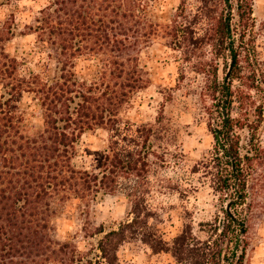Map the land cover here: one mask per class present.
<instances>
[{
	"label": "trees",
	"instance_id": "1",
	"mask_svg": "<svg viewBox=\"0 0 264 264\" xmlns=\"http://www.w3.org/2000/svg\"><path fill=\"white\" fill-rule=\"evenodd\" d=\"M12 1L18 0H0V6ZM179 1L167 35L173 49L184 54L183 61L200 73L211 71L208 93L222 118L209 171L214 190L230 196L222 226L204 239L194 235L189 223L171 241L148 231L154 214L148 196L159 168L168 161L156 130L164 109L161 105L154 123L132 122L128 112L137 108L136 100L152 84L140 63L142 49L159 31L148 13L151 0H45L25 24L27 31L20 30L12 14L0 26V264H121L120 246L138 239L154 254L170 252L177 264H245L240 247L247 233L242 210L252 175L247 165L261 156L254 141L264 115V86L256 84L255 70L248 88L261 94L254 110L257 119L244 125L231 111L234 103H244L233 83L242 75L241 62L250 61L245 33L251 26L252 4ZM190 1L197 3L195 12L188 10ZM223 5L229 7L228 14ZM233 9L239 21L235 28ZM28 34L35 38L31 60L7 52L8 42ZM225 55L231 64L221 80L214 61ZM81 57L97 59L92 79L78 75ZM25 97L39 106L40 127L26 122L27 112L20 105ZM30 127L35 130L30 132ZM245 127L252 134L242 144L236 128ZM101 130L108 133V144L103 153L91 155L85 138ZM119 191L130 202L131 219L109 231L93 228L92 205ZM68 200L77 201L85 236L102 234L89 248L80 247L76 239L61 241L54 236L52 220ZM237 206L242 210L233 213L231 208Z\"/></svg>",
	"mask_w": 264,
	"mask_h": 264
},
{
	"label": "rangeland",
	"instance_id": "2",
	"mask_svg": "<svg viewBox=\"0 0 264 264\" xmlns=\"http://www.w3.org/2000/svg\"><path fill=\"white\" fill-rule=\"evenodd\" d=\"M252 4L253 13L250 20L249 28L245 33V48L250 53L249 62H241L243 72L241 77L234 81L233 87L239 89L242 94L244 103H234L232 107V117L240 119L244 125L250 124L254 119V110L261 102V94L253 89L248 88V84H252L253 70L257 74L256 84L261 83L264 86V5L258 3V0H247ZM32 4L45 3V0H31ZM163 0H151L148 13L150 19L158 24V32L153 37L152 43L148 47H144L140 54V63L148 71L151 79L153 94L147 95L146 90L141 97L136 100L135 109L131 110L132 115L128 118L132 122L148 121L154 123L161 105L164 109V120L156 128L160 132L161 139L158 142L161 151H167V163L158 170L156 178L157 184L154 190L148 196V201L154 212L153 217L149 220L148 231L162 234L167 241H171L178 235L184 224L189 223L192 226L194 235L199 238H207L215 227H221L225 220L224 211L230 209V196H223L217 193L213 187V178L209 175L212 158L214 156L217 139L216 132L221 127L222 118L218 111V107L212 97L209 95V86L212 84L213 75L211 71L200 73L193 65L183 61L184 54L180 50L172 47L171 38L167 35L169 27L172 25L175 15L179 7V0H167L170 7L162 13H156L152 10L153 5H159ZM197 3L190 1L188 10L195 12ZM37 8L33 12V8L29 5L21 7L20 0L12 1L5 6H0V26L10 15H14L22 31H27L24 22L18 19L20 14L33 12V16L38 14ZM225 14H228L229 7L222 6ZM231 17V25L233 28L239 26L237 11L233 9ZM31 17V19H32ZM31 21V20H30ZM29 21V22H30ZM204 31H199L202 35ZM32 36L33 39L26 41V47H21V40ZM16 40V44L12 41ZM34 35H18L14 37L6 45V50L11 55L18 58L25 57L28 60L33 58L34 53ZM159 41V49H153L154 42ZM11 46L12 51L8 48ZM209 57L213 56L210 47H207ZM219 66L218 76L221 80L228 74L231 59L229 56L221 57L214 61ZM91 67L85 65V71L78 73L81 78L92 79L98 71V66ZM212 66L209 67L212 70ZM250 76V78H248ZM243 92V93H242ZM21 107L27 112L26 114L34 116L35 113H29V109L39 106L36 103L29 102L25 97L21 102ZM141 105H144L150 111L144 112L143 118L137 119L143 111ZM40 110V108H39ZM41 115V110H40ZM30 123V122H29ZM35 126V125H34ZM41 126V125H40ZM38 126V127H40ZM37 127V126H35ZM241 135V143L245 144L251 137L252 131L245 128H236ZM108 133L101 130L96 133H90L86 136L87 152L93 155L96 152L103 153L108 144ZM194 140V143L192 141ZM256 146L262 150L261 156L252 162L251 166L247 164V170L252 174L247 185L246 204L231 208L233 213L240 212L246 216L247 233L243 237L240 253L245 254V264H253V256L261 241H264V115L258 129L256 130L255 141ZM186 145L188 147L186 148ZM160 151V152H161ZM162 184V186H161ZM166 186V187H165ZM123 195L124 200V216L120 220H113L109 216L104 219H97L104 213L96 208L97 204L104 201L106 197L114 198ZM173 197L175 200L173 201ZM163 198V199H161ZM155 201V204L151 203ZM62 212L58 213V216ZM175 214V218L173 216ZM130 217V202L125 194L121 191L107 194L104 198L93 204L90 211V220L93 228L102 226L105 231L117 229L121 222L126 221ZM80 222L78 232L67 234L70 238L66 240L76 239L77 242L83 243L82 248H89L90 243H94L101 238V235L95 237H86L83 223ZM179 221L177 224L175 221ZM166 224V229L160 227ZM56 233V232H55ZM55 236V234H54ZM77 236V237H76ZM140 239L132 241L135 243ZM147 246V245H146ZM229 246H233L230 243ZM148 249L149 246H147ZM153 257L156 259L153 260ZM162 257H168L166 264H177L170 252L153 253L145 252L146 264H158Z\"/></svg>",
	"mask_w": 264,
	"mask_h": 264
},
{
	"label": "clouds",
	"instance_id": "3",
	"mask_svg": "<svg viewBox=\"0 0 264 264\" xmlns=\"http://www.w3.org/2000/svg\"><path fill=\"white\" fill-rule=\"evenodd\" d=\"M21 7H24L25 5H29L33 8V12L43 6V3L39 4H32L31 0H20ZM258 3L264 5V0H258ZM170 7V4L167 2V0H163L162 3H160L158 6L153 5L152 10L156 13H162L165 12ZM33 12H26L20 14L18 19L23 20L24 22H29L31 20V17L33 15ZM33 39L32 36L26 37L24 40H21V47H26V41L30 42ZM16 40L12 41V44H16ZM159 49V41L154 42L153 49H149L148 51H155ZM8 51L11 52L12 48L9 46ZM144 53H141V57L143 58ZM85 65L91 66L87 69V71H91L92 68H95L98 66V61L96 58H93L91 60H85L83 57L79 58L77 60V73L84 72ZM31 67V65H29ZM152 89L149 88L147 95H152ZM144 95V94H142ZM135 103V101H134ZM143 111L141 112L139 117H135L137 119L143 118L144 112L150 111L147 109L144 105H141ZM29 113L34 112L35 115H25L26 122H30L31 125L40 126L43 123V119L40 115V110L37 106H34L30 108ZM129 115H132V112H129ZM34 128H29V131H34ZM194 143V140L192 141ZM188 145H186V148ZM163 199V198H161ZM173 201L175 200V197L172 198ZM124 197L123 195H119L114 198L106 197L103 202L96 205V208L99 209L101 212L104 213L103 216H98L97 219H104L106 216H109L113 220H120L124 216V204H123ZM77 201L75 200H68L65 201L63 206L62 213L54 217L52 220V223L56 226V233L55 238L59 239L61 241H64L65 239L70 238L67 234L78 232L80 229V222L76 218V205ZM151 203L155 204V201H151ZM55 207V204L53 205ZM175 218V214H173ZM131 217H129V220ZM177 224H179V221H175ZM160 227L166 229V224L161 225ZM264 234V233H262ZM167 238V237H165ZM80 247H83V243H80ZM145 252H150V249L147 248L146 245L140 244L139 241L132 243V242H125L123 243L118 252L117 255L120 258L121 264H146L145 261ZM156 258L153 257V260ZM168 260V257H162L161 260L158 262V264H166V261ZM150 264V262H149ZM253 264H264V241H261L259 247L256 249V252L253 256Z\"/></svg>",
	"mask_w": 264,
	"mask_h": 264
},
{
	"label": "water",
	"instance_id": "4",
	"mask_svg": "<svg viewBox=\"0 0 264 264\" xmlns=\"http://www.w3.org/2000/svg\"><path fill=\"white\" fill-rule=\"evenodd\" d=\"M227 76H228V74H227ZM227 210H228V206H227ZM240 241V239L238 240V242Z\"/></svg>",
	"mask_w": 264,
	"mask_h": 264
}]
</instances>
